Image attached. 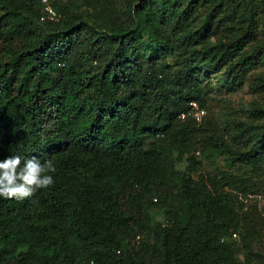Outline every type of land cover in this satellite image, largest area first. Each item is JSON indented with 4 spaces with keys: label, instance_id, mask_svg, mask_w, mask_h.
<instances>
[{
    "label": "trees",
    "instance_id": "trees-1",
    "mask_svg": "<svg viewBox=\"0 0 264 264\" xmlns=\"http://www.w3.org/2000/svg\"><path fill=\"white\" fill-rule=\"evenodd\" d=\"M72 2L41 22L36 0H0V160L56 169L48 189L0 197V264H264L238 195L264 186V105L237 143L212 137L234 172L186 180L163 148L184 154L206 75L235 89L264 63V0Z\"/></svg>",
    "mask_w": 264,
    "mask_h": 264
},
{
    "label": "rangeland",
    "instance_id": "rangeland-1",
    "mask_svg": "<svg viewBox=\"0 0 264 264\" xmlns=\"http://www.w3.org/2000/svg\"><path fill=\"white\" fill-rule=\"evenodd\" d=\"M73 0L70 5L71 10L77 8ZM80 1V0H79ZM262 15V14H260ZM264 15V13H263ZM264 24H258V36L264 40L263 33ZM262 35V37H261ZM147 37L144 36L143 42L146 43ZM170 63H173L168 59ZM261 75L264 78V63L255 66L253 71L248 72L242 84L230 88V84L225 80L223 72L217 74L206 75L204 80H201L202 85V99L204 102V116L196 125L195 134L184 142L183 139L178 140L177 145L181 147L184 154H176L172 152L169 145H164L165 162L171 167V170L177 173H184L186 180L197 182L203 177L210 174H219L225 171L234 172L237 166L231 167L226 162V156L223 155L214 145L212 137L218 136L224 142L234 144L233 132L237 131V125L244 122V119L249 116L250 108L255 103L264 105V90L260 88L262 82L255 81L254 78ZM192 117V116H191ZM193 118V117H192ZM182 119V118H181ZM159 140V139H158ZM150 139L146 140V145L149 144ZM187 157H193L196 164L194 169L189 168L186 161ZM177 176V174H176ZM259 191L249 193L245 197L239 193V199L243 203V211H249L250 215L254 214V208L259 212L260 217L256 224L257 236L253 243V249L264 253V186L260 184ZM237 194V191H233ZM163 212H155L153 215V222H163ZM226 239L228 236H225Z\"/></svg>",
    "mask_w": 264,
    "mask_h": 264
},
{
    "label": "clouds",
    "instance_id": "clouds-1",
    "mask_svg": "<svg viewBox=\"0 0 264 264\" xmlns=\"http://www.w3.org/2000/svg\"><path fill=\"white\" fill-rule=\"evenodd\" d=\"M55 171L50 159L44 164L34 158L22 160L18 155L0 160V197L23 201L54 185L53 176L46 173Z\"/></svg>",
    "mask_w": 264,
    "mask_h": 264
},
{
    "label": "built area",
    "instance_id": "built-area-1",
    "mask_svg": "<svg viewBox=\"0 0 264 264\" xmlns=\"http://www.w3.org/2000/svg\"><path fill=\"white\" fill-rule=\"evenodd\" d=\"M36 1L41 6V17H40L41 22H44L47 20H51V21L58 20L59 14L55 10L53 5L55 2L63 1V0H36ZM189 106H190V109H189L190 115L196 121H200V119L204 116L205 111L202 108H200L196 102H191ZM181 118L184 119V115H182ZM232 237L235 238L236 234H233Z\"/></svg>",
    "mask_w": 264,
    "mask_h": 264
}]
</instances>
